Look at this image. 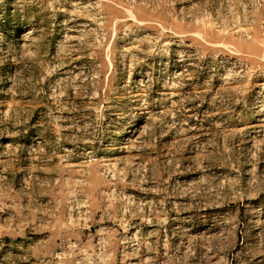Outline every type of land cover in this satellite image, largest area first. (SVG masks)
I'll list each match as a JSON object with an SVG mask.
<instances>
[{
  "label": "rangeland",
  "instance_id": "374dc122",
  "mask_svg": "<svg viewBox=\"0 0 264 264\" xmlns=\"http://www.w3.org/2000/svg\"><path fill=\"white\" fill-rule=\"evenodd\" d=\"M0 264H264V0H0Z\"/></svg>",
  "mask_w": 264,
  "mask_h": 264
}]
</instances>
